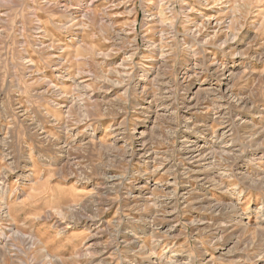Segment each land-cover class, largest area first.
I'll return each instance as SVG.
<instances>
[{
  "label": "rangeland",
  "instance_id": "374dc122",
  "mask_svg": "<svg viewBox=\"0 0 264 264\" xmlns=\"http://www.w3.org/2000/svg\"><path fill=\"white\" fill-rule=\"evenodd\" d=\"M1 188L0 264H264V0H0Z\"/></svg>",
  "mask_w": 264,
  "mask_h": 264
},
{
  "label": "bare ground",
  "instance_id": "6f19581e",
  "mask_svg": "<svg viewBox=\"0 0 264 264\" xmlns=\"http://www.w3.org/2000/svg\"><path fill=\"white\" fill-rule=\"evenodd\" d=\"M182 1V0H181ZM205 1V0H204ZM214 1V0H213ZM206 3V2H205ZM204 3V4H205ZM187 4V3H186ZM190 7V6H189ZM170 8V7H169ZM186 11V10H185ZM189 11V10H188ZM183 15V14H182ZM152 17V16H151ZM215 17V16H214ZM149 19V18H148ZM153 19V18H152ZM208 19V18H207ZM154 20V19H153ZM157 20V19H156ZM159 20H161V19H159ZM186 20V19H185ZM206 20V19H205ZM155 21V20H154ZM189 21V20H188ZM187 22V21H186ZM190 22V21H189ZM193 22V21H192ZM216 22V21H215ZM195 23V22H194ZM205 23V22H204ZM162 24H164V23H162ZM161 24V25H162ZM166 24V23H165ZM197 24H200V23H197ZM160 25V24H159ZM168 25V24H167ZM191 26H193V25H191ZM200 26V25H199ZM153 27V26H152ZM172 27V26H171ZM175 27V26H174ZM208 27V26H207ZM37 28V27H36ZM169 28V27H168ZM196 28H198V27H196ZM174 29V28H173ZM194 29V28H193ZM199 29V28H198ZM165 31V30H164ZM170 31V30H169ZM173 31V30H172ZM175 31V30H174ZM134 32V31H133ZM162 32V31H161ZM160 32V33H161ZM190 32V31H189ZM129 33V32H128ZM188 33V32H187ZM164 34V33H163ZM197 36V38H200L201 37V34H200V32H198L197 34H196ZM217 35V34H216ZM190 36H192V35H190ZM194 36H195V34L193 35V38H194ZM163 37V36H162ZM176 37V36H175ZM213 37V36H212ZM173 38V37H172ZM207 39V38H206ZM205 39V40H206ZM194 40V39H193ZM197 41H198V39H197ZM232 41H234V39L232 40ZM226 42L224 41V42H222L221 44H220V46H223L224 44H225ZM148 44V43H147ZM198 44V43H197ZM201 44V43H200ZM199 45V44H198ZM200 46V45H199ZM189 48V47H188ZM191 49H193V48H191ZM192 52V51H191ZM202 53V52H201ZM105 56H106V54H104ZM129 55V54H128ZM193 55V54H192ZM103 56V55H102ZM138 56V55H137ZM193 57V56H192ZM128 58H130V57H128ZM132 59V58H131ZM128 60V59H127ZM130 61V60H129ZM124 64H126L125 63V61H124ZM123 64V65H124ZM131 64H132V62H131ZM203 64V63H202ZM122 65V64H121ZM122 65V66H123ZM132 66V65H131ZM213 67V66H212ZM123 70V69H122ZM145 70V69H144ZM136 71V70H135ZM128 74V73H127ZM137 74V73H136ZM125 75H126V73H125ZM130 75V74H129ZM224 75V74H223ZM134 76V75H133ZM222 76V75H221ZM120 79V78H119ZM135 80V79H134ZM107 82V81H106ZM119 84H121V83H119ZM139 84V83H138ZM131 85V84H130ZM126 86V85H125ZM128 86V85H127ZM89 88V87H88ZM87 88V89H88ZM127 88V87H126ZM86 89V88H85ZM86 89V90H87ZM131 89H132V87H131ZM134 89H136V88H134ZM90 90V89H89ZM128 91V90H127ZM57 92V91H56ZM136 92V91H135ZM128 93V92H127ZM170 98V97H169ZM69 101V100H68ZM76 101L77 100H75L74 101V99L73 100H71V102L69 103V105H66V106H64L66 109H67V113H68V116H70V112L72 111V113H73V111L76 109V105H77V103H76ZM221 110V109H220ZM19 115V114H18ZM219 116V115H218ZM23 117V116H22ZM69 121V120H68ZM221 122V121H220ZM231 127V126H230ZM40 128V127H39ZM77 128V127H76ZM88 128V127H87ZM232 128V127H231ZM230 128V129H231ZM233 130V129H232ZM65 131V128H64V130H63V133H64V135L65 134H68L67 132H64ZM73 131V130H72ZM70 136V135H69ZM114 137V136H113ZM66 139V138H65ZM68 139V138H67ZM185 139H186V143H190L189 141H188V137L186 136L185 137ZM60 141H62V142H64V141H66V140H64L63 138H61V139H59ZM59 140H54V141H56L57 142V145L59 146V150L60 151H62L63 150V148H65V147H60V143L58 142ZM53 141V142H54ZM185 141V140H184ZM72 142V141H71ZM194 142V141H193ZM219 143V142H218ZM196 144V143H195ZM55 146V145H54ZM184 147V146H183ZM68 148V147H67ZM191 148H193V147H190V148H188L187 150L189 151ZM198 148V147H197ZM70 149H72V147L70 148ZM69 149V150H70ZM201 149V148H200ZM221 149V148H220ZM58 150V149H57ZM191 151H193V149L191 150ZM187 152V151H186ZM58 153V152H57ZM64 153H66V156H64V159H67V158H69L68 156H69V154H70V152L68 151V150H65L64 151ZM59 154V153H58ZM155 154V153H154ZM188 154H189V160H192V161H194L195 163H200V162H205L206 160H207V158H205V157H195V156H192V155H190V153L188 152ZM197 155V154H196ZM155 156V155H154ZM198 156V155H197ZM71 157V156H70ZM149 157V156H148ZM155 158V157H154ZM157 158V157H156ZM155 158V159H156ZM64 159H62V160H64ZM71 159V158H70ZM69 159V160H70ZM158 159V158H157ZM147 160V159H146ZM166 160V159H165ZM159 161V160H158ZM66 162V161H65ZM154 163V162H153ZM155 163H156V160H155ZM212 163V162H211ZM214 165V164H213ZM161 166V165H160ZM188 170V169H187ZM145 175V174H144ZM216 175V174H215ZM120 180V179H119ZM124 182V181H123ZM123 185V184H122ZM121 184H117V183H114L113 181H110V179L109 180H105V182L103 183V186L101 187V190L100 191H102V190H105L106 192H108V190H109V194H110V190L111 191H115L117 188H119L120 186H122ZM140 188V187H139ZM120 189V188H119ZM125 189V188H124ZM0 191L4 194H6L7 193V188H1L0 189ZM104 191V192H105ZM112 192V193H113ZM121 192V191H120ZM102 193V192H101ZM98 194H99V192H98ZM103 194V193H102ZM94 195V194H93ZM104 196V195H103ZM124 196H125V198H127V199H129L130 200V197L132 196V192L131 191H127V193H125L124 194ZM152 196V195H151ZM108 197V196H107ZM137 198V197H136ZM142 198V197H141ZM144 199V198H143ZM174 199V198H173ZM209 199V198H208ZM5 200V199H4ZM112 200V199H111ZM88 201V202H87ZM86 202H87V206H86V203L84 204V206H81V207H83L84 209H83V212L84 211H86V214L88 213L89 215H87L88 216V218L91 220V221H89L88 223H86L85 224V226H87L88 227V229H89V231H90V233H92V232H94L96 229H98V227L99 226H97V227H95V228H93V226H95V224L93 223L94 221H95V217H97V216H95L96 214H94L95 212V209H96V207H98V205H101V201L99 200V197L97 196V197H95V196H91V198H89L88 200H87ZM110 201V200H109ZM113 201V200H112ZM144 201V200H143ZM160 201V200H159ZM170 201V200H169ZM1 202V201H0ZM114 202V201H113ZM166 202V201H165ZM3 203V202H2ZM149 203V201H147V200H145L144 201V206L146 205V204H148ZM183 203V202H182ZM4 204V206H3V209H2V211H1V213L3 214V217L4 218H7V219H10V217H11V215H10V213L7 211V207H5V203H3ZM115 204V203H114ZM153 204L154 205H156V201L155 202H153ZM151 205V204H150ZM153 205V206H154ZM137 206H140V205H137ZM143 206V205H142ZM74 207V206H73ZM73 207H71V208H73ZM143 208V207H142ZM156 208V207H155ZM68 209V208H67ZM173 209V208H172ZM157 211V210H156ZM71 213H72V215H74V216H80L83 212H82V210L79 208V207H74L71 211H70ZM0 213V214H1ZM161 214V213H160ZM156 215V214H155ZM153 216V215H152ZM143 219H144V229L142 230V232H141V234L142 235H144V236H147V235H149V236H151V237H155V230L156 229H154V225H153V223L155 222V217H146V218H144L143 217ZM3 220V219H2ZM224 228V230L225 231H227V230H229L230 229V225H228V224H226V225H224L223 227H222V229ZM3 231V230H2ZM11 231V233H12V235H11V237L9 236H7L6 234H4V233H0V239L1 240H4L5 241V246H7L6 248H8V247H10V246H13V245H10V242L13 240V239H25V236L22 234V232L21 231H18V230H14V229H12V230H10ZM97 234L98 233H96V234H94L91 238H95L96 236H97ZM133 235V234H132ZM156 238V237H155ZM12 239V240H11ZM133 239L135 240L134 241V243H136L137 245H139L140 244V239L136 236H134L133 237ZM157 239V238H156ZM159 239V238H158ZM36 240L35 239H33L32 237H31V239H28V242L26 243L27 244V246H29L28 248H31L33 245H35L36 244ZM129 243V242H128ZM157 243V242H156ZM23 244V243H22ZM94 245L95 244H91L88 248H87V253H88V255H90L91 256V254L92 253H96V252H94L93 251V247H94ZM131 245V244H130ZM130 245H128V244H125V248H127V249H129V247H130ZM140 246V245H139ZM150 246H152V245H150ZM120 247V246H119ZM155 247V246H154ZM5 248V247H4ZM25 248H27V247H25ZM114 251H118V247H116L115 248V250ZM1 252V251H0ZM8 252V251H7ZM2 253V252H1ZM148 253H150V252H148ZM101 254H102V252H101ZM153 253H151L142 263H138L137 261H133V262H128V261H125L124 263L125 264H154V262H153V255H152ZM206 256V255H205ZM204 256V257H205ZM161 258V257H160ZM171 263V262H170Z\"/></svg>",
  "mask_w": 264,
  "mask_h": 264
}]
</instances>
